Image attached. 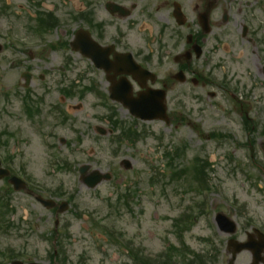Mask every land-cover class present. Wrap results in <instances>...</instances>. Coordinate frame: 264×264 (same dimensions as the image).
<instances>
[{
	"label": "rangeland",
	"instance_id": "rangeland-1",
	"mask_svg": "<svg viewBox=\"0 0 264 264\" xmlns=\"http://www.w3.org/2000/svg\"><path fill=\"white\" fill-rule=\"evenodd\" d=\"M8 1L11 3L8 13L0 12V33L10 28L12 36H7V42L14 43L16 35L32 42L35 37L23 32V27L34 18L33 0ZM65 2L52 0L48 5L64 14L80 8L77 1L75 4L70 0ZM257 3L250 0L254 12L246 18V13L243 15V24L248 27L247 36L251 41L241 37L242 26L233 21L227 24L218 20L212 27V34L202 41L203 54L191 66L198 74L211 73L216 79L213 84H204L201 80L193 85L192 71L185 73L184 82L172 79L178 69L173 56L187 48L185 28L179 29L181 38H173L174 27L171 25H167L163 34L161 25L153 22L128 30L125 42L136 52L137 59L142 61L146 55L150 56L149 64L157 80L149 85L166 91L167 113L171 120L169 124L159 120L136 123L138 130L146 134L135 145L124 142L116 146L112 141L113 134L107 131L99 136L94 132L92 127L106 130L110 125L108 109L92 94H85L83 99H66L59 93V87L69 81L79 80V88L83 84L79 79L83 60L77 53H72V64L64 75H59L63 57L58 52L32 59H28L27 54L14 55L10 49L0 54V85L6 93H0V132L10 134L3 136L6 145L1 147L0 157L11 154L13 168L19 174L20 167L24 166L33 183L40 185L43 191L39 194L43 197L48 196L47 191L58 188L66 194H74L75 200L62 217L59 216L62 219L59 238L63 227L68 225V236L63 240L66 264H133L127 248L154 256L173 250L170 245L182 244L195 252L207 253L209 243L203 239L217 236V244H223L225 239L214 231L213 214L220 211L230 215L228 208L235 205L243 204V240H246L244 229L250 226L264 228V18ZM72 27L70 24L65 26L66 29ZM190 28L197 29L196 26ZM62 29L59 28L52 39L61 37ZM27 66L32 69H26ZM53 66L55 70L45 73L47 67ZM28 69H31L28 92L32 101L39 105L36 113L33 103L34 107L26 108L34 113L33 118L26 115L23 99L14 92H22L23 85L15 83ZM97 79V85L105 89L106 83L99 74ZM223 81L228 83V89L219 85ZM59 102L70 108V119L65 124L54 125L57 120L51 105ZM116 108L119 118L131 120L127 110L119 105ZM241 112H245L256 127L253 133L255 146L249 141ZM195 129H200L203 135L211 131L225 132L232 138L212 141L200 136ZM51 131L47 139L54 144L53 150L47 148L45 138ZM182 143L187 147L173 170L187 166L190 175L194 176L198 173L194 171L197 167L195 158H209L208 194L193 192L192 176L187 182L185 178L189 173L186 171L168 180L170 172L164 167L163 152L170 144ZM55 157L60 162L68 161L72 169L52 166ZM124 160L130 164V169L124 168ZM242 161L243 173L239 168ZM83 163H88L91 169L111 172L113 179L102 181L93 189L87 188L78 179L77 169ZM150 178H154L155 183L151 184ZM8 186L11 188L5 179H0V190L8 189ZM127 187L136 191V197L130 200V211L119 209L118 205L122 206L116 201L117 193ZM11 192L13 210L5 216L10 228L6 233L0 230V251L13 250L15 258L23 262L50 264L55 241H51L50 233L55 229V212L43 208L24 191ZM194 200L200 201L207 211L196 215L194 223L180 238L172 225L173 220L190 209ZM237 219L240 223L239 217ZM113 233L118 236V241L109 238L108 234L112 236ZM250 263L248 251L239 254L235 262ZM176 264L185 262L178 259Z\"/></svg>",
	"mask_w": 264,
	"mask_h": 264
},
{
	"label": "flooded vegetation",
	"instance_id": "flooded-vegetation-1",
	"mask_svg": "<svg viewBox=\"0 0 264 264\" xmlns=\"http://www.w3.org/2000/svg\"><path fill=\"white\" fill-rule=\"evenodd\" d=\"M52 0H38L34 3L35 16L33 19V29L29 31L27 28L23 29V32L33 34L39 45L30 53L31 57L44 56L46 53H50L54 49L53 32L56 31L58 26H54V16L58 17L60 26H66L67 21H71L73 33L78 27H82L86 30L89 36L101 46L110 48L109 59L112 60L115 53H121L127 51L125 45V37L128 30L132 29V26L139 24L153 22L161 25L163 34L167 30V25L174 27L173 38L181 36L179 29L185 28L186 34H191V43L187 44V48L190 49L193 43H199L202 48V41L212 34V27L215 25L216 20L221 23L230 24L233 21L235 25L243 24V15L249 16L254 12L253 7H250V0H77L81 8L78 12L73 13L75 17L66 18L70 15L62 13L60 9H56L52 6L50 9H46V3ZM64 3L65 0H61ZM254 3L258 2L259 8L262 10V16L264 18V0H253ZM250 7V9H249ZM52 14V16L50 15ZM179 22L182 25H179ZM124 24V25H123ZM191 26H196L197 29H191ZM205 28L208 32H205ZM67 30L62 31V35L66 36ZM249 30H243V39L248 41L250 38L247 36ZM64 45V39L62 38L58 42ZM111 46V47H110ZM203 50V49H202ZM85 52V51H84ZM87 52H93L91 49ZM70 53H72L70 51ZM85 68L87 70H93L100 74V78L106 83L105 91L111 82H116L121 78V75L106 74L103 70L94 67L92 62L84 56H81ZM135 58V57H134ZM192 59L197 60L199 57L190 54H178L174 57L176 67L187 71H192V82L197 83L203 80L201 73L198 74V70L191 68ZM143 68L151 70V66L148 61V56L143 58L142 61H138ZM55 67H47L48 70H52ZM152 71V70H151ZM128 80L132 84V94L135 96L137 93H143L145 90H140L137 81H134L131 76H128ZM31 80V79H30ZM143 82L146 87L150 88L149 82ZM203 82V81H202ZM204 83V82H203ZM152 87V86H151ZM93 94V93H90ZM237 212L239 213L240 225H237ZM216 212L212 216V223L218 235L224 236L223 244H217L216 237H213V242L210 243V255L213 257V264H235L239 254L243 253V250L235 253V249L243 245V204L240 210L232 211L231 215L225 213L228 218L233 219L235 222V228L232 235L227 234L228 229H231V225L226 219L218 220L216 218ZM223 229H227L223 231ZM239 230V231H238ZM246 235V231H244ZM236 240L238 242L232 241ZM219 240V239H218ZM252 242L259 240L256 233L251 237ZM261 260H258V264H264V253H262ZM261 261V262H259Z\"/></svg>",
	"mask_w": 264,
	"mask_h": 264
},
{
	"label": "water",
	"instance_id": "water-1",
	"mask_svg": "<svg viewBox=\"0 0 264 264\" xmlns=\"http://www.w3.org/2000/svg\"><path fill=\"white\" fill-rule=\"evenodd\" d=\"M138 74V71H130ZM114 92V90H112ZM151 98V96H149ZM149 97H145L140 100H135V101H129V99H126L123 101V104L128 106L130 109V112L134 114L135 116L141 118V119H164L168 123V119L165 115V105L163 104V101H149ZM162 98V96H161ZM87 167H84L82 170L85 171ZM5 171H0V174H4ZM110 174L108 173H100L99 171H94L90 176L88 177H83V180L87 182L88 186H95L97 183H99L102 179H109ZM12 182L15 185V188H21L22 183L13 178ZM261 249V247L257 248L255 250L258 251ZM12 264H21L20 262H13ZM29 264H36V263H29Z\"/></svg>",
	"mask_w": 264,
	"mask_h": 264
}]
</instances>
